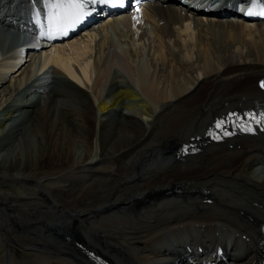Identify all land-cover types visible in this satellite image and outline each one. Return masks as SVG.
<instances>
[{
	"label": "bare ground",
	"instance_id": "obj_1",
	"mask_svg": "<svg viewBox=\"0 0 264 264\" xmlns=\"http://www.w3.org/2000/svg\"><path fill=\"white\" fill-rule=\"evenodd\" d=\"M20 39L0 29V264H90L76 239L114 264H199L216 242L258 263L264 138L176 149L264 109L263 25L148 3L59 46Z\"/></svg>",
	"mask_w": 264,
	"mask_h": 264
},
{
	"label": "snow or ice",
	"instance_id": "obj_2",
	"mask_svg": "<svg viewBox=\"0 0 264 264\" xmlns=\"http://www.w3.org/2000/svg\"><path fill=\"white\" fill-rule=\"evenodd\" d=\"M45 3L53 9L51 12V19L53 24L61 18H71L72 23H76L81 20L87 13L85 8L88 4H102V5H112V6H123L124 0H45ZM63 9L61 12L59 10ZM260 15H264V11H261ZM264 87V83L261 84ZM248 118L254 121L259 126H264V115L257 118L254 114H246ZM227 119H232L231 116ZM239 119V117H237ZM225 126V120H218L215 123V128L223 131ZM242 129L246 132H252L253 129L247 125H241ZM209 135H214L213 132L209 131ZM229 134V133H224Z\"/></svg>",
	"mask_w": 264,
	"mask_h": 264
},
{
	"label": "rangeland",
	"instance_id": "obj_3",
	"mask_svg": "<svg viewBox=\"0 0 264 264\" xmlns=\"http://www.w3.org/2000/svg\"><path fill=\"white\" fill-rule=\"evenodd\" d=\"M237 74H239V73H237ZM258 79H260L259 78V76H258ZM258 81V80H257ZM256 83V82H255ZM81 87V86H80ZM82 88V87H81ZM202 111L204 112L205 111V109L203 108L202 109ZM90 247V246H89ZM91 248V247H90ZM15 250H16V253H15V255H14V257H15V259L17 260V258H18V256L19 257H25V256H27L30 252H29V250L28 249H26V248H15ZM112 262V261H111ZM113 263V262H112ZM114 264V263H113Z\"/></svg>",
	"mask_w": 264,
	"mask_h": 264
}]
</instances>
